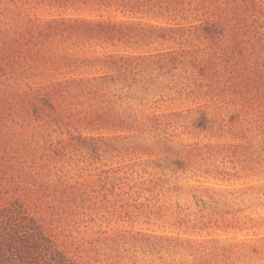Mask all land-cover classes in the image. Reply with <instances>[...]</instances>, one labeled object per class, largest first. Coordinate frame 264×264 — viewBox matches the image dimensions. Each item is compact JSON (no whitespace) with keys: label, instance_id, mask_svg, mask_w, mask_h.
I'll return each instance as SVG.
<instances>
[{"label":"rangeland","instance_id":"374dc122","mask_svg":"<svg viewBox=\"0 0 264 264\" xmlns=\"http://www.w3.org/2000/svg\"><path fill=\"white\" fill-rule=\"evenodd\" d=\"M0 264H264V0H0Z\"/></svg>","mask_w":264,"mask_h":264},{"label":"trees","instance_id":"16d2710c","mask_svg":"<svg viewBox=\"0 0 264 264\" xmlns=\"http://www.w3.org/2000/svg\"><path fill=\"white\" fill-rule=\"evenodd\" d=\"M48 246V245H47ZM58 255L60 256H58L59 257V263H64L65 262V257H64V255L63 254H61V252H58Z\"/></svg>","mask_w":264,"mask_h":264}]
</instances>
